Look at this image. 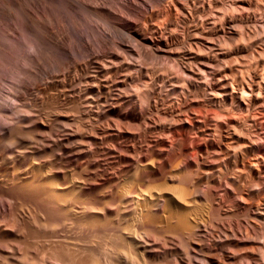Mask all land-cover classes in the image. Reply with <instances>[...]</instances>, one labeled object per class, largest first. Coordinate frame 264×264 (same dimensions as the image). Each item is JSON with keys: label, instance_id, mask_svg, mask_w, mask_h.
Returning a JSON list of instances; mask_svg holds the SVG:
<instances>
[{"label": "bare ground", "instance_id": "bare-ground-1", "mask_svg": "<svg viewBox=\"0 0 264 264\" xmlns=\"http://www.w3.org/2000/svg\"><path fill=\"white\" fill-rule=\"evenodd\" d=\"M262 28L264 0H0V219L19 238L1 240L0 254L264 264ZM111 121L137 148L113 145ZM155 131L170 158L184 131L216 160L151 181L164 151L148 139ZM89 152L114 162L98 176L58 166V155ZM216 178L242 217L212 198Z\"/></svg>", "mask_w": 264, "mask_h": 264}, {"label": "rangeland", "instance_id": "rangeland-1", "mask_svg": "<svg viewBox=\"0 0 264 264\" xmlns=\"http://www.w3.org/2000/svg\"><path fill=\"white\" fill-rule=\"evenodd\" d=\"M246 14V13H245ZM9 24H10V22H8ZM8 23H7V21H6V23L4 24V27H5V29H6V26L8 25ZM256 26H262V25H256ZM3 27V26H2ZM4 27H3V29H4ZM259 28H261V27H259ZM262 29H264V28H262ZM1 30H2V28H1ZM264 32V31H263ZM262 32V33H263ZM261 37H262V35H261ZM261 37H259V39H257V40H259L258 41V43H259V45H261V47H262V43H264V42H262V41H260V39H261ZM263 37H264V34H263ZM238 40V41H237ZM125 41V40H124ZM235 41H237V43H239V38H236L235 39ZM262 42V43H261ZM125 44H127V43H125ZM263 47H264V45H263ZM263 47H262V49H263ZM120 53H121V51H120ZM202 105L203 104H201L200 106L202 107ZM94 107V106H93ZM205 107V105L203 106V110L205 109L204 108ZM18 111V110H17ZM17 113H19V112H17ZM74 113H76V115H77V112H74ZM20 114V113H19ZM73 115V114H72ZM75 115V114H74ZM78 116V118H80L79 116H80V114H78L77 115ZM73 117H75V116H73ZM78 118L77 117H75V120H78ZM80 120V119H79ZM264 120V119H263ZM262 120V121H263ZM112 122V121H111ZM111 122L109 123V125L112 127L111 129H113V131L115 132V133H117L118 134V137L115 139L116 141H114V143H113V145H115L116 147L118 146V148H124V147H127L126 145H131L132 146V143H134L133 144V147L135 146L136 148H137V146H138V142L136 141L137 139H134V140H129V139H126V138H123L122 137V133H119V129H118V125H117V127L115 126V124H116V122L115 121H113V122H115V124L113 125V122H112V124H111ZM106 125V124H105ZM104 125V126H105ZM109 126V127H110ZM75 128L76 127H74L73 128V132L75 133L76 132V130L78 129V128H76V130H75ZM114 128L116 129V130H114ZM118 129V130H117ZM121 129V128H120ZM79 130V129H78ZM78 130H77V132H78ZM81 131V130H80ZM79 131V132H80ZM120 132H122V130L120 131ZM151 132V131H150ZM157 131H155V132H152V133H149L148 132V139L151 141V140H155L156 139V144L158 145V148H160V149H162V148H164L163 150L164 151H162V153H160V154H158V156L156 155V157H155V160H158L157 162H156V168H154L152 171H151V173H150V171L147 173V175H148V177H149V175H150V178H148V179H150L151 181H153V179L155 180L154 182H156L157 180V182H159V181H162V180H164L166 177V179H167V182L170 184V183H172L171 182V180L169 179L170 178V176H171V178H172V175L173 174H177L178 172L179 173H185V174H187L188 173V171H190L191 172V170L193 169V168H195V166H196V164L195 163H197V165L198 166H200L201 167V165H202V163H207L208 161V163H213L214 162V160H216V158H215V155L213 154V153H211L210 155L208 154V155H206V147H207V143H206V141H204V142H202V140H197L196 138H194L195 136L192 134L191 135V133H188V132H181L180 133V137H182V139H183V146L181 147V151H178V153L176 152V153H174L173 155H175L174 157H173V155L171 156V158L169 157V156H167L168 154L170 155L171 153L169 152V149H166L167 147L169 148V146H166V145H169L168 143V141H167V139H159V138H161V133L158 131V133H156ZM153 133H154V135H153ZM77 134H79V133H77ZM151 134V136L149 137V135ZM185 134V135H184ZM187 134V135H186ZM160 136V137H159ZM190 136V137H189ZM187 137V138H186ZM188 138H189V140H188ZM170 139V138H169ZM185 139V140H184ZM261 138L259 137L257 140H258V143L260 144V142H262L261 140H260ZM192 140V141H191ZM106 141H108V140H106ZM105 141V142H106ZM117 141H118V143H117ZM122 141V142H121ZM128 141H130V143L131 144H129V142ZM163 141V142H162ZM197 141V142H196ZM120 142V143H119ZM123 142H126V143H123ZM128 142V143H127ZM187 142V143H186ZM192 144H191V143ZM193 142H194V144H193ZM204 143H205V145H204ZM136 144H137V146H136ZM191 145V148H190V145ZM125 145V146H124ZM200 145V146H199ZM107 146H110V145H107ZM121 146V147H120ZM192 146H193V148H192ZM92 147V146H91ZM90 147V148H91ZM194 149H197V151L196 150H194ZM199 150V151H198ZM166 151V152H165ZM181 152H182V154H181ZM192 152V153H191ZM196 152V153H195ZM90 153V152H89ZM85 153V154H83L81 157H79L78 158V160H76V159H74V160H76V161H68V160H70V157L69 156H66L65 154L63 155H58V158H61L62 157V162H58L57 164H58V166H62L64 169H66V170H73L74 171V169L76 170L75 172H79V171H83V172H88V173H91V175L93 176V175H96V176H98V175H100V173L102 174V172L104 173V172H106V170L105 169H107V165L109 166L110 164H112V161H113V159H110V157H108V156H106L105 154H103V153H99L98 154V156H97V153ZM103 154V155H102ZM162 154V155H161ZM177 154V155H176ZM184 154V155H183ZM190 156H189V155ZM191 154H195V155H191ZM201 154H202V156H201ZM93 155V156H92ZM213 157H212V156ZM60 156V157H59ZM65 156H66V158H65ZM86 156H88V157H86ZM105 156V157H104ZM177 156V157H176ZM194 158H193V157ZM211 156V157H210ZM68 157V158H67ZM108 157V158H107ZM167 157V158H166ZM180 157V158H179ZM188 157H189V159H188ZM208 157V158H207ZM94 158V159H93ZM170 158V159H169ZM177 158V159H176ZM196 158V159H195ZM198 158V159H197ZM206 158H207V160H206ZM68 159V160H67ZM100 159V160H99ZM167 159V160H166ZM193 159V160H192ZM210 159V160H209ZM96 160V161H95ZM180 162H179V161ZM195 160V161H194ZM199 160V161H198ZM211 160H212V162H211ZM64 161V162H63ZM87 161L89 162V165H86V163H87ZM103 161V162H102ZM107 161H109V162H107ZM160 161V162H159ZM170 162V164L168 163V162ZM174 161V163H172ZM189 163H188V162ZM68 162V163H67ZM106 162V163H105ZM114 162V161H113ZM163 164H165V165H163ZM179 164H178V163ZM201 163V165H200V163ZM161 163V164H160ZM177 163V164H176ZM183 163H185V164H183ZM62 164V165H61ZM70 164V165H69ZM106 164V165H105ZM173 164V165H172ZM174 164H176V165H174ZM64 165H65V167H64ZM68 165V166H67ZM82 165V166H81ZM162 165V166H161ZM170 165H172V166H170ZM180 167H179V166ZM182 165H184V166H182ZM189 165L192 167V169H191V167H189ZM78 166V167H77ZM174 166H175V168H174ZM69 167H71V168H69ZM85 167V169H82V168H84ZM92 167V168H91ZM99 167V168H98ZM162 167V168H161ZM173 167V168H172ZM186 167V168H185ZM199 167V168H200ZM77 168V169H76ZM81 168V169H80ZM160 168V169H159ZM183 168L185 169V170H183ZM98 169V170H97ZM161 169H163L164 171H162ZM189 169V170H188ZM88 170V171H87ZM169 171V173H168V171ZM175 170H177V171H175ZM183 170V171H182ZM158 171H159V173H158ZM182 171V172H181ZM94 172V173H93ZM166 172H167V174H166ZM171 172V173H170ZM175 172V173H174ZM153 173V174H152ZM165 173V174H164ZM178 173V174H179ZM156 174V175H155ZM172 174V175H171ZM151 175H153V176H151ZM167 175H169V177L167 176ZM158 176H160V179H159V177ZM169 179V180H168ZM220 179L219 178H216L215 179V181H213V186L211 187L212 188V190H211V193H212V198H214V197H216L217 195H221V198H223L224 200H225V204L223 203V205H224V208L226 207V210H232L233 212H236V213H234V214H238V216L237 217H242L243 215V209H242V206L239 204V202H238V200H237V198H236V195L235 194H233V193H230V195L228 196V195H226L224 192H223V185H225V184H223L222 183V181H219ZM193 182V183H192ZM191 183L192 184H190L191 185V187H193V184H194V189L195 188H197V190L195 189V191H200V192H198V193H201V191H203L204 192V189L205 188H201L202 187V185H199L198 186V184L196 183V185H195V183H194V181H192ZM221 183V184H220ZM215 184V185H214ZM220 188H219V187ZM223 188V189H222ZM193 189V190H194ZM213 189H214V191H213ZM218 189H220V190H218ZM194 191V192H195ZM219 191V192H218ZM231 192V191H230ZM233 200V201H232ZM236 200V201H235ZM230 201V202H229ZM228 202V203H227ZM233 202V203H232ZM158 204L160 205L161 203L160 202H158ZM230 204V205H229ZM239 204V205H238ZM230 206V207H229ZM239 206V207H238ZM228 208V209H227ZM4 208H3V210H2V207H0V212H4ZM242 213V214H241ZM3 224V225H0L1 227H0V241L2 240H4L3 242H5L6 240L8 241V243L10 244L11 242L13 243L14 241H15V239L14 238H16L17 240H19V238H17V237H14V235H13V232H11L12 230H10L11 228L9 227V226H6L4 223L5 222H2V220L0 219V224ZM34 222H32L31 224H33ZM34 225H36L35 223H34ZM34 225H32L33 227H38V225L37 226H34ZM9 228V229H8ZM8 229V230H7ZM13 236H12V235ZM26 234L28 235V233H25L24 234V236H26ZM10 235V236H9ZM22 237V238H20V240H23V238L24 239H26L28 236H26V238L25 237ZM4 237V238H3ZM11 238V239H10ZM29 238V237H28ZM27 238V239H28ZM6 239V240H5ZM10 240H11V242H10ZM1 241V242H2ZM7 241L5 242V243H7ZM23 241H25V240H23ZM4 255L5 254H0V264H9V262H11L10 264H12V262L14 263V262H16V261H13L12 259H9V261H8V259L6 258L5 259V257H4ZM4 257V261H3V258ZM2 259V260H1ZM5 260H7L6 262L7 263H5Z\"/></svg>", "mask_w": 264, "mask_h": 264}]
</instances>
